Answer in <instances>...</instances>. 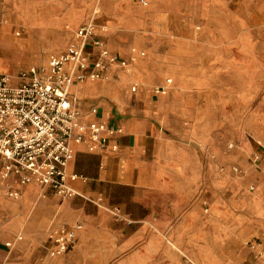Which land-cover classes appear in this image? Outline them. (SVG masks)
Masks as SVG:
<instances>
[{
  "label": "crops",
  "instance_id": "crops-1",
  "mask_svg": "<svg viewBox=\"0 0 264 264\" xmlns=\"http://www.w3.org/2000/svg\"><path fill=\"white\" fill-rule=\"evenodd\" d=\"M147 2L0 0L1 73L47 65L91 18L133 59L76 90L85 122L121 130L94 152L72 145L80 196L32 182L18 201L0 181V264H264L247 246L264 245V0ZM61 223L83 229L52 259Z\"/></svg>",
  "mask_w": 264,
  "mask_h": 264
},
{
  "label": "built area",
  "instance_id": "built-area-1",
  "mask_svg": "<svg viewBox=\"0 0 264 264\" xmlns=\"http://www.w3.org/2000/svg\"><path fill=\"white\" fill-rule=\"evenodd\" d=\"M138 1L148 6L147 0ZM132 61L107 50L96 38V24L91 18L76 31L67 49L52 55L47 65L23 69L14 75L0 72V181L9 198L19 201L21 194L15 187L32 182L52 189L61 199L80 196L70 182L83 178L68 174L72 145L90 142V152H94L104 148L107 139L121 130L85 122L76 90L87 81L107 80L114 68L127 69ZM154 92L163 95L166 90L158 88ZM90 114L96 115L97 109ZM112 149L116 151L117 145ZM233 171L242 173L237 168ZM82 229L80 223L52 225L46 245L49 256H65ZM13 246V242L6 244L7 248ZM247 246L264 261L261 242L254 240Z\"/></svg>",
  "mask_w": 264,
  "mask_h": 264
},
{
  "label": "rangeland",
  "instance_id": "rangeland-1",
  "mask_svg": "<svg viewBox=\"0 0 264 264\" xmlns=\"http://www.w3.org/2000/svg\"><path fill=\"white\" fill-rule=\"evenodd\" d=\"M261 42H262V58H263V64L261 66V70H262V76L264 77V25H263V31L261 33ZM254 51H256V50L255 49H252V50L247 49V55H248V53H250V52L252 53ZM32 65L33 64H23V63L21 65H15V66H13V73H11V70L8 67H3V68H5L7 72H9L7 74L14 75V74H17L20 70L26 69ZM245 68L247 70H251L253 72L257 68V66L247 64L245 66ZM262 104H264V90H263V95H262ZM13 248H14V246L12 248H7V249L11 250Z\"/></svg>",
  "mask_w": 264,
  "mask_h": 264
}]
</instances>
